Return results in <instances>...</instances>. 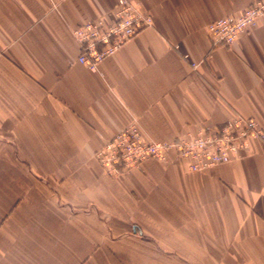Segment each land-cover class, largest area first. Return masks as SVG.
<instances>
[{
    "label": "crops",
    "instance_id": "0c3cea01",
    "mask_svg": "<svg viewBox=\"0 0 264 264\" xmlns=\"http://www.w3.org/2000/svg\"><path fill=\"white\" fill-rule=\"evenodd\" d=\"M151 25L91 71L73 28L118 0H0V264H264V137L205 171L173 151L118 176L95 151L137 122L172 141L237 115L264 132V0H134Z\"/></svg>",
    "mask_w": 264,
    "mask_h": 264
},
{
    "label": "built area",
    "instance_id": "2783aa9c",
    "mask_svg": "<svg viewBox=\"0 0 264 264\" xmlns=\"http://www.w3.org/2000/svg\"><path fill=\"white\" fill-rule=\"evenodd\" d=\"M264 14V2L255 1L237 16H224L211 21L208 34L214 44L231 45L249 31ZM151 25V18L134 0H118L114 21L103 18L76 25L72 34L79 45L77 61L91 71L116 54L131 38ZM264 137L259 123L252 117L237 115L215 126L204 125L172 141L146 139L132 122L106 140L95 156L102 169L111 176L140 168L148 159L166 161L173 151L180 159L189 160L188 170L205 171L227 163L234 154L247 151L252 140Z\"/></svg>",
    "mask_w": 264,
    "mask_h": 264
},
{
    "label": "rangeland",
    "instance_id": "374dc122",
    "mask_svg": "<svg viewBox=\"0 0 264 264\" xmlns=\"http://www.w3.org/2000/svg\"><path fill=\"white\" fill-rule=\"evenodd\" d=\"M102 146H100L96 151H95V153L101 148ZM95 153H94V157L96 158V156H95ZM97 159V158H96ZM98 161V160H97ZM99 163V162H98ZM102 168V167H101ZM104 171V170H103ZM105 172V171H104ZM127 172V171H126ZM122 173H124V172H122ZM122 173H119L118 175H120V174H122ZM107 174V173H106ZM109 175V174H108ZM118 175H116V176H118ZM111 176V175H110Z\"/></svg>",
    "mask_w": 264,
    "mask_h": 264
}]
</instances>
